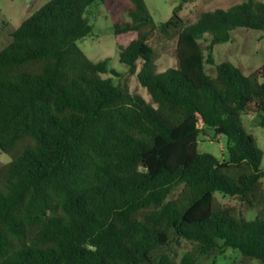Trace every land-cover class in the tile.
<instances>
[{
	"label": "trees",
	"instance_id": "16d2710c",
	"mask_svg": "<svg viewBox=\"0 0 264 264\" xmlns=\"http://www.w3.org/2000/svg\"><path fill=\"white\" fill-rule=\"evenodd\" d=\"M107 1L49 0L0 50V151L13 156L0 168V264H198L228 248L264 264L263 151L241 123L253 115L264 127V64L245 75L214 58L234 29L264 30V3L184 24L181 6L195 0H181L157 24L145 0H131L113 32L136 33L119 61L147 102L77 44L93 31L89 9ZM154 36H178L176 67L156 71ZM210 130L226 138L222 160L198 151ZM173 236L193 244L179 261L157 254Z\"/></svg>",
	"mask_w": 264,
	"mask_h": 264
},
{
	"label": "rangeland",
	"instance_id": "374dc122",
	"mask_svg": "<svg viewBox=\"0 0 264 264\" xmlns=\"http://www.w3.org/2000/svg\"><path fill=\"white\" fill-rule=\"evenodd\" d=\"M49 0H0V50H2L11 41V33L21 24V22L39 9ZM181 0H145L147 8L154 22L159 24L169 20L174 13L175 8ZM246 0H195L193 2L183 3L179 16L184 24L197 21L200 14L205 11L224 9L240 4ZM264 3V0H257ZM132 7L131 0H108L100 4L97 8H91L88 12V18L93 26L91 35L77 42L79 48L85 55L93 60L100 61L109 59V65L115 69L121 76L115 77L111 74H104V78H113L116 84L126 83L128 89L135 94L140 95L147 102H151L147 90L140 85L136 73L129 72L128 67L119 61V47H125L132 39L136 37L135 32H128L115 35L113 32L114 21L117 19L129 20L127 9ZM205 40L200 41L201 46L207 45ZM178 36L170 40H160L152 37L149 44L156 52L155 65L157 72H163L168 68L177 66L175 57V47ZM214 58L216 63L231 62L239 67L245 75H251L262 64H264V30H253L246 28H236L231 32V40L217 45L214 48ZM206 71L212 74L214 67L206 64ZM140 69L138 62L137 72ZM241 123L247 132L253 136L256 145L263 151L262 168L264 169V127L257 125V117L253 115L241 116ZM204 134L198 141V151L200 153H210L220 160L226 157L225 136H213ZM13 156L0 151V168L10 163ZM264 184V181H263ZM1 185V181H0ZM180 189H177L171 198H174ZM215 198L227 207L233 208L234 212L241 214L248 220L257 216L256 209H248L236 198L223 196L216 192ZM193 247L190 241L183 238L172 237L167 247L160 249L157 254L170 253L179 261L180 258ZM198 264H263L254 258H245L239 251L231 248L223 253L203 257Z\"/></svg>",
	"mask_w": 264,
	"mask_h": 264
},
{
	"label": "water",
	"instance_id": "95a60500",
	"mask_svg": "<svg viewBox=\"0 0 264 264\" xmlns=\"http://www.w3.org/2000/svg\"><path fill=\"white\" fill-rule=\"evenodd\" d=\"M209 134H210L211 136H215V135H216V130H210V131H209Z\"/></svg>",
	"mask_w": 264,
	"mask_h": 264
}]
</instances>
